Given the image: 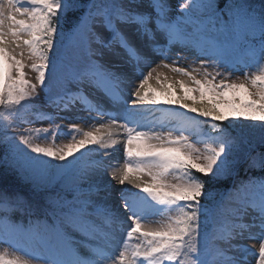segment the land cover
<instances>
[{"label": "snow or ice", "instance_id": "6c2138e0", "mask_svg": "<svg viewBox=\"0 0 264 264\" xmlns=\"http://www.w3.org/2000/svg\"><path fill=\"white\" fill-rule=\"evenodd\" d=\"M172 13L170 0H0V164L32 192L0 189V264H264V178L226 192L205 179L264 170V3L180 0ZM176 45L192 64L176 66ZM238 65L252 71L233 80ZM160 67L186 79L157 90ZM161 104L157 130L144 121ZM241 120L259 128L231 126ZM117 144L119 204L103 159Z\"/></svg>", "mask_w": 264, "mask_h": 264}, {"label": "rangeland", "instance_id": "374dc122", "mask_svg": "<svg viewBox=\"0 0 264 264\" xmlns=\"http://www.w3.org/2000/svg\"><path fill=\"white\" fill-rule=\"evenodd\" d=\"M179 2H180V0H170V4L172 5V8H173V13H172L173 15L178 14L177 13V6H178ZM81 53H82V56H84L86 58V53L83 50H81ZM177 53H179V56H177ZM171 55H172V58L173 59H175V60L178 61V63H177L176 66H179V67H187L189 64H192L193 59H195L194 52H192L191 50H186V49L182 48L179 45H176V46L173 47ZM24 59H25V62L27 63V51L26 50H25ZM159 63H160V59L158 57L157 58H154V63L151 65V67H156V65L159 64ZM165 63H171V60L165 61ZM193 66H196V65H193ZM238 67H241V71H238V72L233 73V76H232V79L233 80H235L236 77H238V76L241 77V78H243V72L244 71H249V72L252 71V68L251 67L243 68L242 66H239V65H238ZM25 71L27 73V78L30 79V80H33V82H35L34 81L35 73L34 72H31L27 68L25 69ZM63 71H64V69H61V72L60 73H62ZM144 71L147 72L148 69L146 68V69H144ZM157 71L163 74L161 76V82L160 83H157V81L155 79H152V80L149 81L150 85L153 88H156L157 90H160L161 88H166L167 87V84L170 83V82H175V81L180 80V79H186V78H183V77H180V76L176 75L170 69H167V68L160 67V68L157 69ZM164 76H167L168 77V80L167 81L164 80ZM52 82L53 81H47V83H50V84ZM55 83L58 84V85H60L59 79H58V82H55ZM175 87H176V90H177V92L179 94V85L177 84V85H175ZM58 88L59 87H56L55 88V86H54V92ZM86 91H88L89 94L91 95L93 90L92 89H87ZM95 94H96V96L102 95L99 91H96ZM231 95L232 94L229 93V96L230 97H231ZM43 96H44V93L41 92L40 93L41 99L38 101V103L41 106H43V103H44L43 102V99H42ZM197 98L199 99L198 94H197ZM167 107H169V106L164 105V104H161L158 107H156L154 109V112L148 115V117L144 121V123H146L149 127H153V128H156L157 130H159V124L162 121L158 120V117L164 112V110ZM45 109L47 111H50L49 113H51V112L54 111V109L53 108H50V107L49 108H45ZM181 111H184V110L181 109ZM73 114H75V110L72 113H68V112H61L60 113V115H62V116H68V115H73ZM79 115L86 116L87 113L81 112V113H79ZM189 115H192V114L189 113ZM201 119H203V118H201ZM57 123L59 124V123H65V122L60 121V120H57ZM89 123H91V122H89ZM253 123L259 124V122H253ZM28 126L47 127L49 125L45 121V122H42V123H36L34 125L23 124L21 127L22 128H27ZM80 126L82 128H85V130H87L86 125L81 124ZM57 143H67V140L66 139L65 140H58ZM108 151L111 153V155L106 156V157H103V159L105 160V162L108 165H110V168H109L108 172L105 173L104 178L109 175V172L111 171L112 168H115V167H118V166H122V163L124 162V159H125L124 158V155H123V147H122L121 144H117L116 147H115V149H109ZM98 158H99L98 156H94L93 154H89V153H86V155L84 157L85 161H90L92 159H98ZM143 179L148 180L149 177L145 176V177H143ZM112 183H116V181L113 180ZM116 184H117V187H116V189H114V191L112 190V196H111V198H113V197L117 198L118 197V193H119V191L121 189V186L118 183H116ZM123 187L128 188L131 191H137V189H135L134 186L129 185L127 183ZM119 203H120V201H119ZM155 219L159 220V219H163V217H159L158 216V217H155ZM246 220H247V218H246ZM41 226H43V224ZM256 231H257L256 229H253L252 230V233L255 234ZM245 235L247 236L248 233H245ZM237 242L246 245L250 249H255V251L258 252V248H259V242H258V240H255V239H244L242 241H237ZM80 253H81L82 256H86L87 255L86 249H83V248L80 249ZM247 259H248L249 264H254V261H255L256 258L254 256H252V255H248L247 256Z\"/></svg>", "mask_w": 264, "mask_h": 264}, {"label": "trees", "instance_id": "16d2710c", "mask_svg": "<svg viewBox=\"0 0 264 264\" xmlns=\"http://www.w3.org/2000/svg\"><path fill=\"white\" fill-rule=\"evenodd\" d=\"M249 2L253 5H255L257 8H259V6L262 3H264V0H249ZM221 3H223V0H221ZM73 15L74 14H72V13L68 14L67 20L65 22V30H67L70 27L71 21L73 20ZM81 55H82V53H81ZM59 72H61V69L59 70ZM47 81H46V83H47ZM52 81L53 82L50 85H51V88L54 92V86L56 88V87H60V85L55 83V82H58V79L52 80ZM44 110L47 111L46 109H44ZM47 112H50V111H47ZM30 118H34V117L30 116ZM225 123H228V122H225ZM237 124H239L241 126H248L250 128H254V129L259 128V124H255L253 122L243 121V120L236 121L231 126L236 127ZM28 127H34V126H28ZM9 131H11V129ZM197 146L202 147V145H197ZM2 156H3V147L0 146V157H2ZM245 168H246V165L241 166V168L239 169V172L236 176L230 177V178L225 179V180L212 181L210 178H205L207 181V186L214 188V190L218 191V192H226L230 189H233L234 185L238 186L241 181L246 182L250 178L251 179L264 178V170L256 169V168H249V169H247V171H245ZM0 189H7L10 192H19L20 194L24 195L26 198H32V192H31L30 184H28L15 171L6 168V166H4L3 164H0ZM217 199H219V197ZM203 202H205V201L202 200V203ZM208 203H210V202H208ZM13 218L19 220V219H21V216L19 213H14ZM24 219L26 221L27 217H24ZM36 219H39L41 222L45 221V217L40 213H37V215L33 217V220H36ZM214 219H217V218L214 217ZM47 221H51V220L48 219ZM212 228H213V224L209 223L207 225V231H209V230L212 231ZM211 240L212 239L209 238L210 247L213 243V242H211Z\"/></svg>", "mask_w": 264, "mask_h": 264}, {"label": "bare ground", "instance_id": "6f19581e", "mask_svg": "<svg viewBox=\"0 0 264 264\" xmlns=\"http://www.w3.org/2000/svg\"><path fill=\"white\" fill-rule=\"evenodd\" d=\"M188 102H189V103H192V101H188ZM104 180H105L106 182H110L113 191H114V189H116L117 184H116V183H112L113 180H111L110 175L106 176V177L104 178ZM110 202H113V203H115V204H119V200H118V198H115V197L111 198V199H110Z\"/></svg>", "mask_w": 264, "mask_h": 264}]
</instances>
